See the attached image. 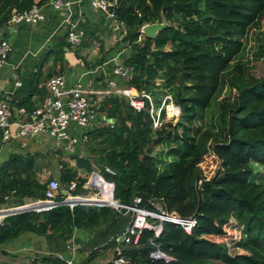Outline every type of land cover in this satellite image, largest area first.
<instances>
[{
  "label": "trees",
  "instance_id": "obj_1",
  "mask_svg": "<svg viewBox=\"0 0 264 264\" xmlns=\"http://www.w3.org/2000/svg\"><path fill=\"white\" fill-rule=\"evenodd\" d=\"M48 1L0 0V25L13 10L28 11ZM107 1L127 29L124 41L132 49L125 65L135 71L127 85L138 91L136 100L144 106L137 109L121 97L107 99L102 109L113 123L88 134L100 142L97 155L72 158L77 159L78 168L89 172L102 168L105 180L115 185L114 199L123 206H135L138 198V207L149 212L197 220L190 235L172 222L163 223L159 237L153 230H143L139 245L125 251L129 264H264V179L256 181L258 173L253 168V164L264 166V75L256 78L243 65L231 70L243 49V39L264 18V0ZM163 17L168 26L155 39H147L143 27L161 23ZM225 82L237 96L232 102L225 99L214 115L222 137L198 123L213 107ZM146 95L155 99L151 102ZM167 95L180 108V118L155 127L156 110ZM165 116L163 111V121ZM163 145L170 147L165 155L155 152ZM207 156L219 163L213 177L201 168ZM38 158L28 153L6 163V173L0 177V204L11 194L18 205L26 199L43 200L51 180H57L61 189L75 183L74 195L85 192L87 178L70 161H60L58 176L40 181ZM9 164L12 169L7 173ZM106 168L115 175L106 173ZM95 183L112 190L99 178L94 177ZM64 197L60 190L58 199ZM102 198L113 199L112 193ZM131 214L128 209L79 205L13 215L0 225V244L27 232L59 234L74 227L92 231L112 224L124 233L129 224L122 218ZM228 230L239 232L240 237L234 239ZM118 238L111 241L114 248ZM228 242L246 251L231 253ZM156 249L169 259L153 261L150 254Z\"/></svg>",
  "mask_w": 264,
  "mask_h": 264
},
{
  "label": "crops",
  "instance_id": "obj_2",
  "mask_svg": "<svg viewBox=\"0 0 264 264\" xmlns=\"http://www.w3.org/2000/svg\"><path fill=\"white\" fill-rule=\"evenodd\" d=\"M42 12L44 20L37 24L6 25L3 29L4 37L12 43L13 51L9 58V64L0 71V99L10 100L14 120L30 121L34 110L39 108L48 96V80L59 74L65 78L66 89H72L77 85L84 89L93 108L97 111V116L87 128L82 129L75 124L71 125V134L80 141L72 153L66 149L65 142L58 144L47 135L35 139L17 138L1 143L0 177L6 173L4 167L12 157H27V154L30 153L39 155L37 161L42 158L45 160L49 144L58 146L61 150L58 152L63 153L62 156L73 155L82 159V156L79 155L80 149L82 143L90 137L88 134L113 123L107 112L102 109L104 102L112 97H121L131 103L130 97L120 93V90L133 88L127 85L131 80L120 79L114 73L117 66H129L125 65V61L130 57L132 49L124 41V31L119 22L94 10L90 6L89 0H78L73 6V22L78 24V30L84 32V37L79 46L73 47L67 42L69 26L66 13L54 10L48 4L42 6ZM113 81L116 82L115 88L111 87ZM136 94L138 93L136 92ZM167 96L171 99L167 102L170 105L173 98L170 95ZM167 96L163 97L162 104L156 110V122L162 119L163 111L166 114L165 99ZM146 97L151 102L154 98L149 95ZM171 108L172 117L174 108L180 112V108L175 104H172ZM62 161H66V159ZM69 163L72 167L78 168L77 162L76 164ZM11 166L12 164L8 165L7 173L11 172ZM38 167L40 170L37 174L38 179L42 181L40 179L42 170L39 165ZM60 169L61 165L55 176L60 174ZM82 170L85 169L78 168L81 176L80 171ZM93 173L95 171L92 172V177ZM92 177L85 185L93 182L94 178L92 179ZM85 185L83 187L85 192L78 196L91 197L95 191L86 190ZM94 185L95 188H99L96 183ZM60 190L64 194L65 189L60 187ZM112 198L114 199V196ZM5 199L7 202L0 204L1 211L32 202L26 199L23 205H18L14 194ZM8 203H11V206L3 207ZM95 208L101 209L100 207ZM117 223L119 224L118 221ZM128 224L130 223L128 222ZM105 229L106 227L100 228L101 231ZM114 229L109 240L105 237V241L102 239L98 243H93L97 237L96 230L87 231L74 227L68 232L59 233L62 234V238L52 231H49L47 235L27 232L19 238L5 243L20 241L21 244L16 248L4 250L2 247L5 244H0V264L7 263V260L1 256L14 253L20 258V261L13 262L14 264H65L66 261H72L74 264H110L116 256L114 247L112 249L109 247V250L102 255L94 253L93 249L96 247H98L96 249H103V246L110 244L114 237H121L123 231ZM23 259H25V263H22Z\"/></svg>",
  "mask_w": 264,
  "mask_h": 264
},
{
  "label": "built area",
  "instance_id": "obj_3",
  "mask_svg": "<svg viewBox=\"0 0 264 264\" xmlns=\"http://www.w3.org/2000/svg\"><path fill=\"white\" fill-rule=\"evenodd\" d=\"M78 0H49L47 2L50 7L56 11L66 13L68 29L67 42L69 45L76 47L82 43L84 32L78 30V24L73 22V6ZM90 6L104 13L109 18L117 20L115 11L112 10L111 4L107 0H89ZM44 20L42 6L35 5L28 11L19 12L13 10L8 21L4 25H0V71L8 64L9 58L13 51L12 43L4 37L3 29L6 25L20 24H37ZM118 21V20H117ZM119 22V21H118ZM124 36L127 29L123 23H120ZM116 77L125 81H130L135 75L134 68L131 66H117L114 71ZM116 82H111V87L115 88ZM48 96L42 105L32 113V120L20 121L14 120V112L8 99H0V144L9 142L12 139H35L47 135L51 139L59 143H66V149L74 152L75 147L79 144V139L71 134V125L75 124L78 128H87L97 116V111L93 108L89 96L84 89L77 85L72 89H66L65 78L63 75H54L47 82ZM138 91L134 88L120 90V93L130 97L131 105L137 109L143 108V102L136 100L139 97ZM138 101V102H136ZM176 116L177 109L174 108ZM105 172L115 175L110 168H106ZM99 174V173H98ZM93 176L94 177H100ZM102 178V177H100ZM112 187L114 184L108 183ZM202 184V181L199 182ZM77 185L73 183L65 192L67 193L62 201L58 199L60 193V184L57 180H51L48 184L45 198L43 200H34L29 204L11 209L0 210V225L4 224V219L13 215L25 214L30 212L50 211L59 206H67L74 209L76 206L102 207L99 201L93 200L99 192L94 193L91 197L74 195ZM86 190H93L92 182L85 185ZM113 196V195H112ZM140 199H135V206L126 207L114 200L116 209H128L133 215L129 226L121 237L118 238V245L115 247V258L110 264H129L130 260L125 257V251L130 247L139 245L140 235L143 230L150 229L155 232V236L159 237L163 230L164 222H172L181 226L187 234H192L193 228L197 224L196 218L183 219L176 213L160 214L149 212L138 207ZM103 207H110L104 205ZM157 220L159 223H152L151 220ZM153 261L168 260L166 254L156 249L150 254ZM65 264H74L72 261H66Z\"/></svg>",
  "mask_w": 264,
  "mask_h": 264
},
{
  "label": "rangeland",
  "instance_id": "obj_4",
  "mask_svg": "<svg viewBox=\"0 0 264 264\" xmlns=\"http://www.w3.org/2000/svg\"><path fill=\"white\" fill-rule=\"evenodd\" d=\"M243 43H244L243 49H242L241 53L235 58V60L231 64V70L233 71L234 68L237 67V65H243L246 68H248L249 71H251L250 73L253 74L254 77L261 78L264 75V18L261 19L257 25H255L254 27H252L249 30L248 35L243 39ZM167 49H169V48H167ZM161 83H162L161 80H159L157 82L158 85ZM236 96H237V92L234 89H232L228 85V83L225 82L223 84V88L221 90V93L214 100L213 107L209 110V112L206 113V116L204 117V119H202L203 121L198 123V126H201L205 129H212L215 132V135L221 134L222 137H224L223 131L220 130L217 123L213 122L214 115L218 111L219 104H221L223 101H225V99H230V101L232 102L236 98ZM134 97H137L136 93L134 94ZM168 97L169 96H167L165 99L166 118L164 119V121L162 119L158 120L155 123V127H160V125L162 123H165V122H177V120L180 118V115H181L180 112H176V116L173 115V117H172V112H169V108L172 107V104L176 105V103L174 102V100H172V103H170V105H168L167 102L171 101V99ZM136 102H138V101H136ZM182 131H183V129H179V133H181ZM98 147H100V142L93 141L91 138H87L85 140V142L82 143V148L80 149L81 153L79 155L82 156V158H88V157L94 158V156L97 155V152L95 150H97ZM169 148H170L169 145H163L161 147L156 148L155 152L157 151L160 154L165 155L166 151H168ZM47 150H48L47 151V158L45 160H43V158H42L40 161H38V165L40 166V168L42 170L41 171L42 176L40 177L42 182H46L52 175H55L56 173L58 174V169L60 166L59 162L62 161L63 159H66V161H70L71 163L74 162V164H76L75 160H73L71 157L73 155L62 156L63 153L60 154L58 152V151H61L58 146L57 147L55 145L51 146L49 144V147H47ZM201 168L203 169L204 173L207 176L213 177L219 168V163H218V161H215L213 157L207 156L204 158L203 162H201ZM253 168H254L255 172L258 173L257 174L258 177H257L256 181H260V179H264V166L258 165V164H253ZM98 170H99V174L105 179L104 172L100 173V171H102V168L99 167ZM80 172L82 174V177L87 178V182L90 181V179L92 177V172H89L87 170H82ZM95 172L98 173V171H95ZM94 191H95V193H97L100 191H107V190H105L103 188L100 189V187H99L97 189L94 188ZM110 193H112V190L107 191V194H110ZM87 194H88V192H87ZM84 196H86V195H84ZM104 205L105 204H103V206ZM8 206H11V203H8V205H5L3 207H8ZM103 206L101 207V210L102 209L104 210L106 208H110V209H113L116 211L119 210V209H116L113 207L111 208V207H103ZM133 217H134L133 215H131L130 218L128 216H125L122 218V220L125 222V225H126V224H128V222L129 223L131 222ZM114 227L115 226H112V224H111V225L107 226L106 229L103 231H101L99 227L94 229L97 231L96 232L97 237L93 243H98L102 239L105 241V237L107 240H109V236L112 233H114V231H115ZM228 231H229L228 233H230L231 235H234V237H233L234 239L240 237L239 232H237L235 230H228ZM122 235H123V233H122ZM59 236L61 238L63 237L62 234H59ZM211 239L213 241L222 242V240H219L216 238H211ZM20 244H21L20 241L11 242L10 244H5V246L2 247V249L9 250V248H12V247L16 248ZM228 245L230 247L231 253H243L246 251L245 249L234 248V245L231 244L230 242H228ZM96 248H98V247H96ZM96 248L93 249L94 253L102 255V254H105L107 250L112 249L113 244H112V242H111V245L106 244L103 246V249H96ZM68 249H71V248L68 247ZM1 257H4V259L7 260V263L2 262L1 264H14L17 261H20V258L16 253L7 254L6 256H1ZM22 263H25V259H23Z\"/></svg>",
  "mask_w": 264,
  "mask_h": 264
},
{
  "label": "water",
  "instance_id": "obj_5",
  "mask_svg": "<svg viewBox=\"0 0 264 264\" xmlns=\"http://www.w3.org/2000/svg\"><path fill=\"white\" fill-rule=\"evenodd\" d=\"M167 26H168V23L166 22L165 18L163 17L161 23H154V24L145 25L142 29V33L147 39H155L157 37L158 33L160 31L164 30ZM154 155H155V152L152 153V156H154ZM93 175L99 176V174L96 172L93 173ZM64 194L66 195L67 193L64 192Z\"/></svg>",
  "mask_w": 264,
  "mask_h": 264
},
{
  "label": "bare ground",
  "instance_id": "obj_6",
  "mask_svg": "<svg viewBox=\"0 0 264 264\" xmlns=\"http://www.w3.org/2000/svg\"><path fill=\"white\" fill-rule=\"evenodd\" d=\"M95 178H96V179L99 178L100 180H102V182H103L104 184H107V181H106V180H104V179H102V178H100V177H95ZM97 188H98V187H97ZM97 188H96V189H97ZM100 189H101V188H100ZM98 191H99V190H98ZM104 193L107 194L106 191H100V192H99V195H98V196H95V197L93 198V200H97V201H99L101 205L105 204V205H109L110 207L115 208V207H116V204L114 203V199H103V198H102V195H103Z\"/></svg>",
  "mask_w": 264,
  "mask_h": 264
}]
</instances>
